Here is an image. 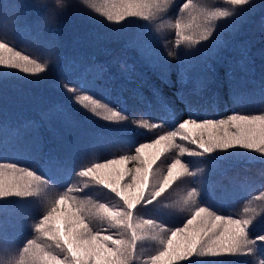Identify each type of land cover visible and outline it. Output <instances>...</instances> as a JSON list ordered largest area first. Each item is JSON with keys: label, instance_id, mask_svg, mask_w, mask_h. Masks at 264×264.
Returning <instances> with one entry per match:
<instances>
[{"label": "trees", "instance_id": "16d2710c", "mask_svg": "<svg viewBox=\"0 0 264 264\" xmlns=\"http://www.w3.org/2000/svg\"><path fill=\"white\" fill-rule=\"evenodd\" d=\"M184 2L174 0L170 19L163 21L165 25L174 24L178 15L188 19L186 13H179ZM65 3L67 7L54 15V0H0V20L9 23L0 39L33 58L42 59L40 53L51 51L46 73L39 74L42 80L18 78L26 74L17 70H12L17 71L16 77L0 80V160L35 167L45 176L62 180L54 161L64 170H76L95 162V157L86 158L89 152L97 153L100 162L134 154V148L121 144V137L132 138L138 144L165 134L169 131L166 124L155 129H144L139 124L141 118L161 123L165 106L175 114L177 126L188 118L189 109L201 118L215 119L232 114H264V0H250V7L234 27L220 31L219 36L214 32L208 41L195 45L178 44L174 27L161 28L159 20H138L140 25H149L145 31L135 25L110 23L85 9L80 0ZM90 15L104 23H96ZM213 40L217 42L213 44ZM65 85L76 91L69 92ZM82 94L107 102L128 119L109 123L97 118L77 102L76 97ZM178 143L192 148L186 142ZM176 153L169 151L162 156L155 166L157 173L167 172ZM247 156L258 159L219 151L211 157H180L191 161L196 175L181 177L160 198L161 204L148 205L146 210L140 206L138 216L163 220L169 229L165 235L170 234V230L182 226L184 218H190V209L179 201L192 187L203 189L208 202L214 207L224 206L226 214L233 216L242 215L244 207L264 205V201H253L251 205L247 202L264 191V156L255 152H247ZM128 167H135V163L130 162ZM68 183L83 187L74 173ZM89 185L88 190L95 193L91 181ZM242 186L252 189L251 195L241 191ZM46 187L49 191L45 194ZM64 190L42 184L38 197L0 201V264H5V246L19 250L28 239L48 243L34 232V226ZM112 195L99 199L119 206L122 202L109 199ZM92 224L102 234L117 231L108 228L107 223ZM255 231L264 232V219ZM158 247L146 238L138 243L137 255L148 257ZM192 259L194 264H260L264 256Z\"/></svg>", "mask_w": 264, "mask_h": 264}, {"label": "snow or ice", "instance_id": "6c2138e0", "mask_svg": "<svg viewBox=\"0 0 264 264\" xmlns=\"http://www.w3.org/2000/svg\"><path fill=\"white\" fill-rule=\"evenodd\" d=\"M80 2L85 9L114 24L135 25L148 31V24L140 25L137 21L159 20L161 28L174 27L178 44L186 42L189 45L208 41L214 32L219 36L220 31L234 27L250 7V0H223L222 3L220 0H185L179 13H186L188 19L182 20L178 15L174 24L165 25L163 21L170 19L168 13L175 6L174 0ZM54 3V15L67 7L65 0H54ZM89 19L104 23L103 20H96L95 16L90 15ZM220 20L226 22L218 24ZM12 23H15L14 19ZM8 28V21L0 20V35L6 34ZM216 42L212 41L213 44ZM39 56L42 59L30 57L0 39V80L16 77L17 71L26 74L18 78L33 77V82L42 80L43 76L39 74L46 73L51 51ZM65 86L69 92L76 91L71 85ZM76 100L97 118L109 123H122L128 119L119 109L90 94L79 95ZM164 111L161 123L141 118L139 124L144 129L166 124L169 131L165 134L151 142L138 144L129 137L120 138L124 147L134 148V154L100 162L97 153L89 152L86 158L95 157V162L76 170H64L58 161H54L53 166L62 180L57 176H45L35 167L29 169L15 162L0 160V201L38 197L42 184L66 189L52 200L46 214L35 223L34 232L48 243L28 239L19 250L5 246L8 249L5 264H180L182 261L194 264V257L238 259L241 256H264V232L255 231L257 224L264 219V205L244 207L242 215L233 216L226 214L224 206L214 207L208 202L203 189L192 187L179 201L190 209V218H184L182 226L170 230V234L165 235L169 229L163 220L138 216L140 206L146 210L148 205L155 207L161 204L160 198L181 177L196 175L191 161L180 157H211L217 151L242 155L249 160L258 157L247 156V152L264 156V114H232L215 119L201 118L189 109L188 118L177 126L175 114L166 106ZM178 141L195 145L199 151L190 150ZM173 149H178L177 158L167 165L165 174L157 173L155 166L158 161ZM236 149L245 152L232 151ZM130 162H134L135 167H128ZM73 173L84 181H91L96 192L88 190L90 185L86 182L83 187L69 186ZM43 191L46 194L49 189L46 187ZM241 191L251 195L253 190L242 186ZM74 192L81 195H73ZM108 193L113 194L109 199L122 203L113 207L99 199V196L107 197ZM253 201H264V191L251 196L247 202L251 205ZM160 211L162 215L163 209ZM93 221L107 223L108 228L117 231L102 234L94 230ZM146 238L154 241L159 246L158 250L148 257L138 256V243ZM195 264H202V261ZM260 264H264V259L260 260Z\"/></svg>", "mask_w": 264, "mask_h": 264}, {"label": "rangeland", "instance_id": "374dc122", "mask_svg": "<svg viewBox=\"0 0 264 264\" xmlns=\"http://www.w3.org/2000/svg\"><path fill=\"white\" fill-rule=\"evenodd\" d=\"M183 146H186V145H183ZM189 149V148H188ZM195 150V151H197V150H199V149H197L196 147H195V145H192V148L190 149V150ZM172 151H175V152H177L178 151V149H173ZM186 156V155H185ZM186 157H188V156H186ZM80 182L81 183H88L89 184V181H84V178H80ZM38 242H41V241H38Z\"/></svg>", "mask_w": 264, "mask_h": 264}, {"label": "clouds", "instance_id": "9594fccd", "mask_svg": "<svg viewBox=\"0 0 264 264\" xmlns=\"http://www.w3.org/2000/svg\"><path fill=\"white\" fill-rule=\"evenodd\" d=\"M43 2V0H37V3H42Z\"/></svg>", "mask_w": 264, "mask_h": 264}]
</instances>
